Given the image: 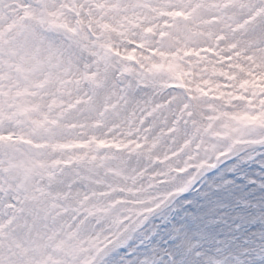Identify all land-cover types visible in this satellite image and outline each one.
Wrapping results in <instances>:
<instances>
[{"label": "snow or ice", "instance_id": "1", "mask_svg": "<svg viewBox=\"0 0 264 264\" xmlns=\"http://www.w3.org/2000/svg\"><path fill=\"white\" fill-rule=\"evenodd\" d=\"M0 264H264V0H0Z\"/></svg>", "mask_w": 264, "mask_h": 264}]
</instances>
